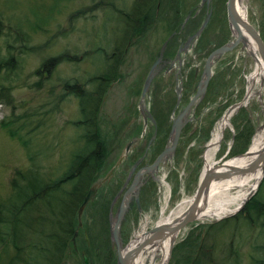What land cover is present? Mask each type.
I'll return each mask as SVG.
<instances>
[{
	"label": "rangeland",
	"instance_id": "obj_1",
	"mask_svg": "<svg viewBox=\"0 0 264 264\" xmlns=\"http://www.w3.org/2000/svg\"><path fill=\"white\" fill-rule=\"evenodd\" d=\"M211 1V21L183 58L179 77L176 78L175 68L169 72L162 69L147 91L145 107L162 124L152 146L154 153L148 156L150 161L156 158L168 140L173 115L195 94V85L209 53L233 39L226 19L227 0ZM199 2L167 0L164 3L161 0H147L145 4L148 6L143 15L135 16L132 22L126 24L123 17H129L127 15L133 9L135 0H0V24L4 29L0 36V57L12 54L18 61L14 62L15 69L9 76L0 73V77L5 78L2 84L7 89L5 93L10 92L11 100L10 106L0 105L2 217L6 218L7 209L16 201L13 200L16 191L12 187L13 180L18 181L20 176L37 171L42 183L57 180L67 170L72 155L84 144L80 138L84 133L83 128L77 129L71 125L83 120L79 106L81 100L66 96L64 85L70 83L72 86H81L85 92H94L95 84H92L91 79L107 72L108 59L113 53L121 57L120 65H114L116 68L112 72L117 74L119 81L110 86L100 115L95 120L100 126L102 140L108 151L106 163L96 181L103 182L104 178H108L107 175L110 178L97 187L92 201L97 200L91 202L83 212L75 241L76 251L71 249L67 252L64 264H83V255L88 264H115V254L109 248V207L121 189L131 164L120 163L124 148L135 132L141 133L144 129L137 114L141 88L166 33L173 28L171 20V27L163 30L164 21L170 19L165 18L164 14L170 16L181 8L184 17ZM243 4L247 22L259 32L264 41V0H244ZM157 6L159 16L156 21L159 20L161 24L155 29V34L146 40V46L141 45L140 41L152 34L149 30L154 20L152 9ZM206 12L204 9L200 11L198 18L178 36L170 47L169 56L175 53L180 41L198 30ZM133 27L135 35L132 42L128 39L125 41V31L130 29L127 32L131 35L134 33ZM8 44L12 45L10 49ZM61 55L73 56L75 61H62L51 72H45L44 61ZM254 64L240 46L214 63L205 98L195 106L194 115L181 134L173 159L161 167L163 170L158 173V176L166 174V186L161 189L163 193H156L158 183H149L143 188L145 212L141 215L147 214L144 218L149 222L146 228L158 221L160 212H164V217L169 216L182 201L193 197L214 126L229 106L243 100L247 77L252 73ZM258 89L261 88L257 86ZM177 90H180V102L176 107ZM248 122L253 126L251 136L246 131ZM6 123L9 124L4 127ZM263 124L264 88L260 96L255 94L230 117V125L211 163L220 165L237 157V154L236 157L230 153L226 155L237 129L241 131L242 137L236 142V150L243 153ZM150 129L146 126L142 140L144 143L138 155L146 147L147 137L152 132ZM11 130L17 132L14 137L9 134ZM246 135L250 138L247 139ZM23 142H26L25 147ZM263 179L264 174L260 182L263 185L254 194L262 200ZM69 186L66 185L65 189ZM166 200L167 204L164 203ZM164 205L165 209H162ZM240 213L219 221L199 220L189 225L175 240L174 249H177L173 250L168 264H254L253 261L264 259V219L252 226L242 219L236 223ZM129 214L122 230L124 242L133 237L141 223L134 208ZM72 217H57L56 222L62 220L68 225ZM226 222L228 225L224 226ZM69 232L63 237L67 238ZM198 245L201 249L196 248ZM53 251V255L59 252L56 248ZM13 252L8 240L5 246L0 245V264H9ZM183 257H186L185 263H182ZM41 261L39 257L38 264H46ZM55 262L56 257L53 256L50 263Z\"/></svg>",
	"mask_w": 264,
	"mask_h": 264
},
{
	"label": "trees",
	"instance_id": "obj_2",
	"mask_svg": "<svg viewBox=\"0 0 264 264\" xmlns=\"http://www.w3.org/2000/svg\"><path fill=\"white\" fill-rule=\"evenodd\" d=\"M146 2L147 0H144V2L142 0L138 5L133 4V9H131L130 14L127 15V17H129H123V22H126V24H128V21L132 22L136 16L135 14H137V7L141 9V11H145L147 9L146 6H148V4H145ZM156 9L157 7L154 8V10L152 9V14H154ZM155 16L157 15L155 14ZM132 30L134 33L131 35L128 33L130 29L125 31L126 34L123 38L125 41L128 39L132 42L133 36L135 35V28L133 27ZM3 31L4 29L0 24V36L3 35ZM8 39H10L9 36ZM21 40H23V38ZM11 46V44H8V49H10ZM16 61V57L12 54L4 58L0 57V73H6V76H9L15 69L14 62ZM62 61L74 62L75 58L69 55H61L48 59L44 61L43 69H46L45 72H51L50 70L61 64ZM108 61L109 66L106 68L107 72L103 73L100 77L91 79L92 83H95L94 87L99 88V96L85 92L81 86H72L70 83L64 85L63 92H65L66 96L81 100L79 101V106L83 120L73 122L71 125L77 129L83 128L84 130L83 135L80 137L84 144L72 155L67 170L60 178L49 181L48 184L42 183L43 181L39 178L38 171L28 173L22 177L20 176L18 181H12V187L16 190L13 200L16 199V201L7 209L6 218L1 216L3 207L1 208L0 205V245L5 246L8 240L14 251V255L9 264H38L39 257L42 258L41 262L51 264L50 260L53 259V256L56 257V262L53 264H60L63 259V249L67 247L74 231L78 228L77 211L88 190L99 178L100 172L103 170V166L107 159V147L102 140L103 137L100 133V126L95 120L97 118L96 116L100 113L103 104L102 100L109 88V83L116 80L115 77L113 78L112 76L116 74L112 72L116 68L114 65H120L121 57L113 53ZM1 78L2 77H0V105L10 106V92L8 94L5 93L7 89L2 85L4 84L5 78ZM8 124L9 123H6L4 127H7ZM247 126V134L251 136L253 126L250 122H248ZM16 133V130H11L9 134L14 137ZM248 135H246L247 139L250 138ZM241 137V131L237 129L232 154L241 153L236 150V142ZM23 145L25 147L26 142H23ZM66 185L71 186L65 189ZM262 185L263 184H261L260 187H262ZM95 200H97V198ZM89 205L90 203L86 208H88ZM71 215L73 216L72 221L68 224L71 229H69L68 225L62 220L56 222V219H58L57 217L60 219L61 217ZM241 219L248 224L250 223L251 226L258 220L264 219V200L253 197L248 201L247 205L236 219V223ZM227 225L226 222L224 226ZM68 232L70 235L64 238L63 236ZM55 248L59 252H55L53 255V250H55ZM196 248L201 249L200 245L196 246ZM176 249L175 247L174 250ZM185 258L186 257H183L182 263L186 262ZM253 262L254 264H264V259H257Z\"/></svg>",
	"mask_w": 264,
	"mask_h": 264
},
{
	"label": "water",
	"instance_id": "obj_3",
	"mask_svg": "<svg viewBox=\"0 0 264 264\" xmlns=\"http://www.w3.org/2000/svg\"><path fill=\"white\" fill-rule=\"evenodd\" d=\"M226 13H227V20L229 23V27L231 31L235 34V40L231 41L220 47V49L214 50L209 56L207 57L204 69L201 74V78L198 86L197 91L194 97L189 101L188 105L179 113V115L173 120L170 134H169V142L170 145L164 149V151L157 157L153 164V168L157 167L162 160L170 157L174 153V149L177 146V142L179 140V136L181 130L188 122V118L190 113L192 112V106L196 105L199 101L203 99V95H205L207 85L210 81L211 74H212V66L215 60L219 59L221 56L230 52L235 47H237L240 43L246 47L248 38L254 42L256 47V51L263 62L264 66V43L261 40L259 33L251 27L248 23L243 21L242 17L237 11L236 7V0H227L226 2ZM209 16L205 19L202 27L199 29L198 33H196L193 37H191L188 43L193 42L203 31ZM241 28L245 32L244 34L240 31ZM186 47L180 51H185ZM180 53V52H179ZM178 53V54H179ZM248 54L251 58L255 59V56L252 51L248 50ZM176 60L181 61L179 59V55H177ZM159 59L152 65L148 76L145 81L144 89H143V97L158 72V65ZM239 107V104L233 105L229 110H235ZM258 169L263 173L264 172V146L262 149L257 153V157L253 161H251L247 166H234V165H221L215 168H207L204 170L202 177L200 178L197 190H195V194L187 206L184 213H182L179 217L171 221L170 223H164L155 226L151 229L148 233L144 236L136 238L134 241L128 243L126 246L123 247L121 241V227L123 222L125 221L126 214L128 212L129 204L132 198H134L136 204L139 207L138 203V196L139 191L142 186V172L140 171L137 173L136 177L134 178L132 184L129 186L127 191L124 193L122 200L118 206V209L114 215H109V241L111 248L115 249L116 252V264H133L135 260V256L139 254L140 251L145 248V246L154 247L160 245L164 240H170V254L173 248L175 237L177 233L183 230L186 225H189L191 222H197L203 209L205 208L206 200L209 194V190L213 184L221 183L226 180H229L233 177H243L245 175H250L255 173ZM254 194L253 191L250 192L248 198H250ZM93 190H89L82 205L79 208L78 216L81 215V211L90 201L92 198ZM248 200V199H247ZM115 203V200L112 202L110 207V211ZM242 208V206L240 207ZM83 263L88 264L87 258L85 255L82 256Z\"/></svg>",
	"mask_w": 264,
	"mask_h": 264
},
{
	"label": "bare ground",
	"instance_id": "obj_4",
	"mask_svg": "<svg viewBox=\"0 0 264 264\" xmlns=\"http://www.w3.org/2000/svg\"><path fill=\"white\" fill-rule=\"evenodd\" d=\"M244 0H236L237 11L245 22H247V12L244 6ZM242 31V30H240ZM243 33V31H242ZM247 48L252 51L255 56V64L252 73L247 77V98H252L255 94L260 96L261 91L264 88V68L262 61L256 54V48L253 41L248 40ZM259 86L261 89L256 90V87ZM233 114L225 113L222 118L214 126V130L211 135V139L207 144L206 150L204 152V165L207 169L208 166L211 167L213 164L212 158L218 150V147L223 139L225 130L230 125V117ZM253 137L252 143L249 148L246 149L244 154L240 157L233 158L227 162L228 165H239L247 166L251 161L257 157V153L264 146V124L257 129ZM205 169V170H206ZM262 179V174L260 171H257L253 174L247 175L245 177H235L230 180H226L221 183H217L211 186L209 195L207 197V202L205 208L203 209L201 220L206 221H218L230 215H233L235 211L245 202L248 192L255 189V186ZM232 190H237L233 194L230 193ZM190 200L182 201L175 211H172L169 216L164 217V212H160L158 221L156 225L162 223H168L172 220H176L186 207L189 205ZM167 200L164 202L167 204ZM162 209H165V205ZM149 222L147 220H142L139 225L138 231L135 233L145 232L147 229L146 224ZM170 240L163 241L160 245L154 247L145 248L144 252L142 251L139 256H137L135 264H167L169 259L170 251Z\"/></svg>",
	"mask_w": 264,
	"mask_h": 264
},
{
	"label": "flooded vegetation",
	"instance_id": "obj_5",
	"mask_svg": "<svg viewBox=\"0 0 264 264\" xmlns=\"http://www.w3.org/2000/svg\"><path fill=\"white\" fill-rule=\"evenodd\" d=\"M155 1H157V0H155ZM161 1H163L164 3L167 1V0H161ZM141 3V0H135V4H140ZM158 7V6H157ZM181 7H182V5H181ZM207 7H208V4H207V1L204 3V4H202V6L201 7H199V4L195 7V8H190L187 12H186V14H185V16H184V19L186 18V16L188 15V14H190V17H189V19H188V21H187V23H186V25H184V27H183V29H182V31H185V30H187V28H189L190 27V25L192 24L191 22H193L195 19H197L198 18V16H199V13H200V11H202L203 9L205 10V11H207ZM138 11H137V14H135L136 16H138V17H141V15H143V13L145 12V11H141V9H138V7L136 8ZM181 8H180V11H178V12H176V13H174V14H172V15H170V16H168L166 13L164 14V16H165V18H167V17H169L170 19H166L165 21H164V23H163V26H164V28H163V30H165L166 28H169V27H171V25H172V21H173V23H175L176 22V20H177V18H178V16H179V12H181ZM157 11H159V10H157ZM156 11V12H157ZM155 12V11H154ZM164 12V11H163ZM160 14V13H159ZM159 16V15H158ZM158 16H157V18H158ZM200 17H202V15L200 16ZM183 19V20H184ZM172 20V21H171ZM139 23V22H138ZM159 24H161L160 22H159V20H157L156 21V17H154V20L152 21V23L150 24V28H149V30L152 32V34H150L149 36H145V39H143V40H141L140 41V43H141V45H145L146 46V40L147 39H149L153 34H155V29L159 26ZM136 25H138L137 24V22H136ZM181 26L182 25H180V28H181ZM136 28H138V27H136ZM179 28V29H180ZM187 39V38H186ZM186 39L184 40V41H180L179 42V44H178V47H177V50L175 51V54H174V56L176 55V53L178 52V49L180 48V47H184V45H185V41H186ZM166 52H167V50H165V53L163 54V57H162V63L160 64V71L162 70V69H165V68H167L168 67V65L170 64V62L174 59V57L172 58V59H170L169 57H168V55H165L166 54ZM159 71V72H160ZM115 77L117 76V74L116 75H114ZM114 78V77H113ZM117 81H112L111 83H109V88H110V86H112L114 83H116ZM107 83V82H106ZM92 84H95V83H92ZM109 88L107 89V91L109 90ZM94 89L95 90H93L94 92H90V93H92V94H94V95H96V96H99V88H96V87H94ZM107 91H106V93H107ZM106 93H105V95H106ZM105 95H104V98H103V102H104V100H105ZM142 106V104H141V102H140V100H139V102H138V108H137V114L139 115V117L141 118L140 120H142V123H143V127L145 126H148V128H151L150 130H152V132L151 133H149V135H148V141H147V144H146V147L144 148V150L138 155V152H139V149L142 147V144L144 143V141H142L143 139H144V135H137V132H135L131 137H130V141H128V143H131L130 145H129V147L127 148V146H126V148H127V152H125V149L126 148H124V154H123V156H122V158H121V161H120V163L123 165V164H126L127 162H128V164H130V167H129V170H128V173H127V176H126V179H125V181H124V183H123V185L121 186V189H120V191H123V192H125V190L129 187V185L130 184H132V181L134 180V178H135V176H136V174H137V172H139V171H141L142 172V187H141V189H140V193H139V199H140V201L143 203V188L147 185V184H149V183H152V184H154V183H156V176H157V171H159V169H160V166H162V164L161 165H159L158 167H155V168H153L152 166H153V160L152 161H150V157H148V156H150L152 153H154L153 151H152V146H153V144H154V142H155V140L157 139V134H158V131L159 130H161L160 129V126H162V124L161 123H159V121H157L156 120V118L155 117H153L152 115H150V112L149 111H147L146 109H140V107ZM100 115V114H99ZM153 117V121L151 120V118ZM150 126V127H149ZM167 145H168V141L166 140L165 142H164V147L162 148V150H161V152L167 147ZM158 156V155H157ZM156 156V157H157ZM148 157V158H147ZM135 159V160H134ZM166 163V162H165ZM165 163H163V164H165ZM119 191V192H120ZM118 192V193H119ZM122 192V193H123ZM119 196V195H118ZM136 204H135V200H134V198H132L131 199V201H130V204H129V213L132 211V209H133V207L135 206ZM128 213V214H129ZM74 250V251H76V248H75V246L74 245H72V247H71V245L68 243L67 244V247L65 248V249H63L64 250V253H63V259H62V261L60 262V264H64V263H66V259L64 258L65 256H66V254H67V252L68 251H70V250ZM71 250V251H72Z\"/></svg>",
	"mask_w": 264,
	"mask_h": 264
}]
</instances>
